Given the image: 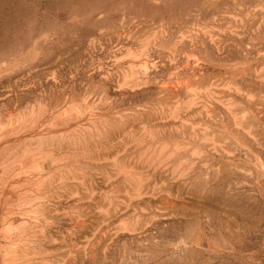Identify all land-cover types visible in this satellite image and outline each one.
Here are the masks:
<instances>
[{"label": "bare ground", "instance_id": "bare-ground-1", "mask_svg": "<svg viewBox=\"0 0 264 264\" xmlns=\"http://www.w3.org/2000/svg\"><path fill=\"white\" fill-rule=\"evenodd\" d=\"M211 12L213 25L160 30L136 52L132 31L115 32L0 80V264H109L126 258L113 252L126 237L160 245L169 221L184 252L148 256L195 259L207 228L214 242H245L220 225L251 230L240 205L264 208V91L253 94L264 75L241 85L221 73L220 56L244 40ZM244 20L264 32V6Z\"/></svg>", "mask_w": 264, "mask_h": 264}, {"label": "rangeland", "instance_id": "rangeland-1", "mask_svg": "<svg viewBox=\"0 0 264 264\" xmlns=\"http://www.w3.org/2000/svg\"><path fill=\"white\" fill-rule=\"evenodd\" d=\"M256 6H264V0H0V67L6 70L0 74V80L6 81L9 76L13 80L20 75L26 78L29 65L48 63L52 56L78 43L85 49L94 37L111 38L115 32L125 36L132 31L135 38L127 44V48L136 52L141 49L144 40L158 35L160 30L176 34L181 27L194 21L206 20L213 25L211 10L215 9L216 12L223 11L227 18L216 23L214 28L226 30L229 26L234 27L244 40L233 45L230 55L224 53L220 56L219 70L221 73L228 72L223 74L225 77L234 73L237 82L244 85L254 70L257 71L254 76L257 73L264 75V32L243 28L244 15ZM103 46L110 50L114 44L107 41ZM248 46H253L254 50H249ZM121 58H124L123 65L127 69L131 57L126 58L123 54ZM206 61L210 62L209 59ZM232 69L234 71L229 73ZM224 81L227 78L220 82ZM25 87L26 83L21 87V92ZM263 91L264 84H260L253 94L260 98ZM51 98L48 96L46 100ZM188 98L183 94L178 100L184 102ZM139 128L133 126L132 130ZM243 167L250 166L246 162ZM239 208L241 221L245 223L250 215L253 229L240 225L228 232L226 222L221 223L220 227L224 237L242 238L246 239L245 242H214L215 238H219V233L207 228L209 238L214 239L202 243L198 259L152 258V252H184L178 245L183 232L178 231L176 221H169L165 224L169 231L160 245L146 244V247L126 237L121 246L113 249L114 254L126 252V258H111L109 264H264V208L262 205L253 208L248 203H242ZM170 238L174 241L170 242Z\"/></svg>", "mask_w": 264, "mask_h": 264}]
</instances>
